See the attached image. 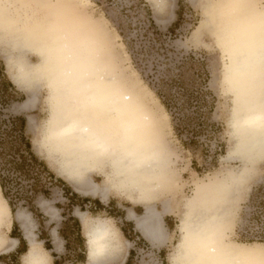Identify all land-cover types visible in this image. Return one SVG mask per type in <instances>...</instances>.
I'll return each mask as SVG.
<instances>
[{
	"label": "rangeland",
	"instance_id": "1",
	"mask_svg": "<svg viewBox=\"0 0 264 264\" xmlns=\"http://www.w3.org/2000/svg\"><path fill=\"white\" fill-rule=\"evenodd\" d=\"M71 1L93 21H102L117 75L125 84L136 86L158 123L170 163L152 196L159 211L165 204L169 207L162 215L166 241L152 245L136 230L128 211L141 215L143 204L136 194L107 182V172L115 175L112 157L104 156L98 167L87 173L98 185L95 195L77 190L84 188L79 185L80 178L69 177L63 168L68 163L62 154L68 148L57 144L67 140L56 141L55 90L42 78L33 88L35 105L21 109L32 86L18 87L6 68V59L9 55L11 60L24 56L32 63L40 59L35 51L18 50L23 48L13 43L17 37L13 31L1 29L0 138L8 148L0 147L4 153H0V173L15 211L11 213L0 190V264H35L26 255L28 251L11 257L17 236L28 242V250L29 239L36 240L45 264H85L91 248L88 234L96 221L113 230L115 253L106 264H125L131 249L135 253L129 264H171L170 259L180 250L185 222L192 216L195 189L210 179L217 186L206 202L225 205L220 241L264 246V153H259L257 160L227 158L231 150L241 149L247 137L239 120L241 108L251 103L247 112L260 101V92L251 91L261 81V66L241 76L235 40L241 29L258 32L254 19L258 9L237 7L235 0H216L218 6L211 9L204 6L208 0ZM48 16L56 17L52 12ZM105 57L109 60L110 56L106 53ZM244 79L247 81L242 83ZM98 116L104 125L105 119L113 118L107 113ZM19 118L25 119L21 130ZM21 131L31 142L37 161L26 160L17 167L15 156L25 153L17 137ZM252 138V134L248 136V142ZM236 172L241 175L238 181L246 180L239 187H233L230 180ZM105 185L110 188L102 200L100 190ZM18 213L22 218H17ZM162 249L163 254L159 253Z\"/></svg>",
	"mask_w": 264,
	"mask_h": 264
},
{
	"label": "bare ground",
	"instance_id": "2",
	"mask_svg": "<svg viewBox=\"0 0 264 264\" xmlns=\"http://www.w3.org/2000/svg\"><path fill=\"white\" fill-rule=\"evenodd\" d=\"M48 12L56 17L49 18ZM0 27L3 31L12 30L17 36L13 43L23 48L18 50L35 51L40 59L37 63L29 62L24 56L11 60L9 55L6 59V68L18 87L32 86L21 102V109L35 105L37 94L36 87L35 90L33 88L42 78L55 90L52 105L56 141L67 140L66 144H57L68 148L62 154V160L68 165L62 166L69 177L80 178L79 185L84 188L77 190L95 195L98 185L87 173L96 169L104 156L112 157L116 164L115 175L107 172V182L126 190L128 194L137 195L144 212L138 215L129 210L128 217L132 218L136 230L148 243L163 244L166 232L162 215L169 207L165 204L159 211L152 195L159 187L158 180L164 178L170 160L159 138L158 123L138 89L121 81L115 71L113 52L110 53L102 21H93L71 0H0ZM246 29L248 33L241 29L235 37L238 43L237 70L243 71L241 76L261 66L258 32ZM106 53L110 56L109 60L105 57ZM246 81L241 80L242 83ZM259 82L258 88L251 92H260ZM245 85L249 89V83ZM247 106L239 112L241 128L247 134L245 143L241 149L231 150L228 159L257 160L259 153H264V142L258 127L264 115V104L255 102L246 112ZM98 113L111 114L113 118L105 119L104 125ZM249 119L255 121V126L245 125L244 122ZM251 134L253 138L248 142ZM233 147L236 148V144ZM245 169L250 172L248 166ZM84 175L86 179H83ZM240 176L239 172L230 175L233 187ZM216 186V181L210 179L196 187L190 203L192 216L185 222L180 250L170 259L171 264L179 256L199 264H262L263 244L239 246L220 241L226 223L225 205H218V201L213 205L206 202L209 195L215 193L212 189ZM109 188L105 185L100 190L102 200ZM22 216V213L17 214L18 219ZM112 231L105 222L92 223L88 234L91 244L89 261L85 264H106L111 256L113 258ZM29 243L26 255L31 262L45 264L41 249H36L38 242L30 238Z\"/></svg>",
	"mask_w": 264,
	"mask_h": 264
},
{
	"label": "snow or ice",
	"instance_id": "3",
	"mask_svg": "<svg viewBox=\"0 0 264 264\" xmlns=\"http://www.w3.org/2000/svg\"><path fill=\"white\" fill-rule=\"evenodd\" d=\"M235 4L237 7H243L246 9L257 10L254 15V19L257 21L258 24V35H259V51L261 57V90H260V101L264 104V0H235ZM206 8H215L217 7L216 0H208V2L204 5ZM251 102V98L250 101ZM245 125L248 127L255 126V121L249 119L244 122ZM259 132L261 141L264 142V115L261 116L259 121ZM246 180H240L235 183V187H239L240 184L245 183ZM26 229L30 230V223L25 221ZM173 264H199V262L190 261L185 259L183 256H179L174 259ZM264 264V262H262Z\"/></svg>",
	"mask_w": 264,
	"mask_h": 264
},
{
	"label": "trees",
	"instance_id": "4",
	"mask_svg": "<svg viewBox=\"0 0 264 264\" xmlns=\"http://www.w3.org/2000/svg\"><path fill=\"white\" fill-rule=\"evenodd\" d=\"M9 84H10V86H14L11 81H9ZM19 120H20V130H21V128L23 129V127H24L25 119H23V118L20 119L19 118ZM17 137H18V139L20 141L19 145L23 143V147L25 149V153H17V156H15V158L16 159H19V161H16V159H15V163H14L15 166H17V167H18V165H21L22 166L25 163L26 160L27 161H37V157L32 152L31 142L28 139H25V137L22 134V131L20 132V134L17 135ZM5 143L6 142L4 141V139L0 138V147L2 146L3 149L8 148V147H5L6 146ZM13 148H15V147L13 146ZM3 149H2V151L0 149V153L1 154H4L3 153ZM5 181H6V179L4 177V174H1L0 173V190H1V194L5 198L7 204L9 206V208H10V211L13 214L14 211H15V208H14V205L12 203L11 198L8 195V191L6 189V185H5L6 183H5ZM14 224L16 225V223H14ZM17 238L19 240V244H18L17 249L14 251L15 253H13L12 256H11L12 258L13 257L15 258L17 254H20V253L23 254L26 251V249H27L26 244H25V241L23 240V238L20 237V236H17ZM137 238H138V240L140 242H143L144 241V238L140 237L139 235H137ZM134 253L135 252H134L133 249H131L129 251L128 257H127V259L125 261V264H129L132 261V258H133ZM159 253H162L163 254L164 253L163 249L162 250H159Z\"/></svg>",
	"mask_w": 264,
	"mask_h": 264
},
{
	"label": "crops",
	"instance_id": "5",
	"mask_svg": "<svg viewBox=\"0 0 264 264\" xmlns=\"http://www.w3.org/2000/svg\"><path fill=\"white\" fill-rule=\"evenodd\" d=\"M143 238V237H142ZM17 240V239H16ZM26 240V239H25ZM40 242V241H39ZM18 244H19V240H17V243H16V245L14 246V250L13 251H15L16 249H17V247H18ZM25 244H26V247H27V249H26V251L24 252V253H26L27 251H28V242L27 241H25ZM40 245H41V243H40ZM42 248V247H41ZM44 251H46V249H43Z\"/></svg>",
	"mask_w": 264,
	"mask_h": 264
}]
</instances>
